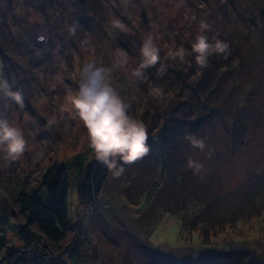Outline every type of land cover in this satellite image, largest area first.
<instances>
[{"label":"rangeland","instance_id":"374dc122","mask_svg":"<svg viewBox=\"0 0 264 264\" xmlns=\"http://www.w3.org/2000/svg\"><path fill=\"white\" fill-rule=\"evenodd\" d=\"M115 19L125 31L112 27ZM201 21L211 26L202 33L210 42L229 43L227 56L209 57L203 83L194 54L185 63L167 55L173 45L191 52ZM149 33L167 72L158 76L157 65L138 80L131 69ZM116 48L132 59L127 71L112 73L111 82L129 114L146 125L148 139L159 125L158 108L163 112L194 89L205 91L219 75L207 99L213 114L187 132L204 141L203 150L184 138L177 152L167 154L165 164L178 158L173 175H163L162 160L147 140V155L124 164L119 178L110 171L99 197L87 199L75 160L80 156L86 165L95 155L82 122L64 109L78 89L82 65L111 66ZM0 57V75L24 97L22 106L0 102V112L23 130L27 142L16 161L0 152V231L3 211L18 214L19 188L40 185L47 168L61 162L70 174L68 219L75 240L49 253V264H264V214L253 206H264V0H0ZM153 85L163 88V97L150 94ZM189 160L202 165L199 172ZM178 175H184L179 182ZM195 200L212 202L216 218L223 212L235 224L204 239L199 224L191 229L196 212L187 213ZM182 215L190 227L181 225ZM7 236L13 247L23 245L12 231ZM196 248L204 256L196 259Z\"/></svg>","mask_w":264,"mask_h":264},{"label":"trees","instance_id":"16d2710c","mask_svg":"<svg viewBox=\"0 0 264 264\" xmlns=\"http://www.w3.org/2000/svg\"><path fill=\"white\" fill-rule=\"evenodd\" d=\"M195 68L192 67L193 72ZM208 68L207 66L195 70L199 73V83H203L207 78ZM218 80L219 75L214 85L208 84L205 91L200 92L199 88L194 89V95L178 98L175 105L165 106L163 112H161L162 109H157L159 125L147 140L154 147L157 158L162 160L163 175H166L167 170L170 171L171 175L177 172V168L171 164L172 161L173 163L177 162L178 158L172 156L170 165L168 161L165 164V159H168L167 154L172 151L173 153L177 152L184 138H187V132L197 130L213 114L211 107L214 106L208 105L207 99L218 84ZM76 159V166L82 176L79 182L80 192L87 199L88 197L98 198L110 178V170L98 163L96 159L86 165L80 156H77ZM44 174L40 185L31 188H19L15 197L18 214L15 211L8 213L7 210L1 214L2 220L5 222V226L0 231V256H2L1 262L3 264H49L51 262L49 253L60 252L73 244L72 242L75 240V230L69 224L68 219V191L71 182L67 165L61 162H53ZM183 178L184 175H178L175 180L179 182ZM193 204V207L189 206L187 210L188 214L192 213V209L196 212L191 220V229L194 228V225L199 224L200 234L204 236V239H208V234H214L219 230L224 232L235 224L234 219L228 218L226 220L223 212L222 215H218L219 219L216 218L212 213V202L208 200H195ZM173 205L175 204L173 203ZM253 206L256 212L264 214V206L259 201L255 202ZM247 218L248 216L245 217V219ZM181 221L184 228L190 227L184 215L181 216ZM10 231L21 239L23 244L21 247H13L9 244L7 235ZM204 247L205 245L201 248ZM199 249L196 248L193 251V253L198 254L196 259L204 256L205 251ZM215 251L218 252L219 250ZM208 253L213 257L214 253ZM59 261L58 264H65L64 261ZM191 263L189 260H185L183 264Z\"/></svg>","mask_w":264,"mask_h":264},{"label":"clouds","instance_id":"9594fccd","mask_svg":"<svg viewBox=\"0 0 264 264\" xmlns=\"http://www.w3.org/2000/svg\"><path fill=\"white\" fill-rule=\"evenodd\" d=\"M114 29L125 31L126 26L119 20L111 21ZM201 34L197 35L195 42L191 44V52L184 47H175L168 52V59L187 62V57L194 54L195 63L201 68L209 64L212 55L229 54V43L220 39L210 42L208 36L202 34L210 31L211 26L201 21ZM69 34L74 35L75 29L70 28ZM139 62L131 69V75L138 80L145 79L148 69L157 67V75L163 77L167 72V66L161 63L160 48L155 43L154 36L147 34L139 47ZM128 52L123 48H116L112 54L111 66H104L96 62H86L80 69L78 89L67 96L70 108L64 110L69 112L72 119L82 122L87 131L88 146L93 150L95 159L102 166L112 171L114 178H119L124 173V164H130L141 159L150 151L147 144V127L143 121L129 114V105L120 96L111 82L112 73L115 70L127 71L131 61ZM150 94L154 98H161L164 90L160 86H151ZM23 105L24 97L20 90H13L7 79L0 77V102L4 107L9 102ZM194 147L203 150L205 143L189 135ZM27 142L24 132L20 127L10 122L4 112H0V152L12 162L19 159L25 152ZM189 167L199 172L202 165L189 160Z\"/></svg>","mask_w":264,"mask_h":264}]
</instances>
